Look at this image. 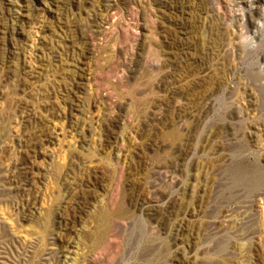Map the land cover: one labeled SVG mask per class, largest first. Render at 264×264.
Returning <instances> with one entry per match:
<instances>
[{"label":"rangeland","instance_id":"rangeland-1","mask_svg":"<svg viewBox=\"0 0 264 264\" xmlns=\"http://www.w3.org/2000/svg\"><path fill=\"white\" fill-rule=\"evenodd\" d=\"M0 264H264V0H0Z\"/></svg>","mask_w":264,"mask_h":264}]
</instances>
